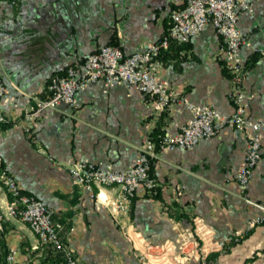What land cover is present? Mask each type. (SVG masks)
Wrapping results in <instances>:
<instances>
[{"label": "crops", "instance_id": "0c3cea01", "mask_svg": "<svg viewBox=\"0 0 264 264\" xmlns=\"http://www.w3.org/2000/svg\"><path fill=\"white\" fill-rule=\"evenodd\" d=\"M183 0H0V73L6 87L0 109L8 123L0 127V159L23 192L54 210L60 236L80 264H140L137 250L146 245L170 247L164 264H186L178 246L193 238L192 218L202 220L213 241L225 250L189 264H264V223L248 222L264 206V133L261 160L246 186L234 176L243 162L244 134L225 128L189 151H162L151 175L156 196L140 187L127 215L115 216L104 206L121 192L118 186H74L70 164L92 161L114 171L125 170L149 133L179 132L191 118L176 103L155 113L151 99L123 84L105 87L98 81L75 96L73 108L60 105L46 112L31 134L22 111L27 96L43 97L54 76L79 68L103 46L116 44L125 54L157 42L170 13ZM238 28L247 43L240 57L247 64L243 87L247 115L264 120V0L242 13ZM221 39L212 25L188 44L162 53L160 80L176 98L207 105L222 114L233 112L230 81L218 50ZM98 195V199L92 197ZM8 197L0 189V207ZM13 251L14 264H63L49 248L37 246L28 226L6 217L0 229V257Z\"/></svg>", "mask_w": 264, "mask_h": 264}, {"label": "built area", "instance_id": "2783aa9c", "mask_svg": "<svg viewBox=\"0 0 264 264\" xmlns=\"http://www.w3.org/2000/svg\"><path fill=\"white\" fill-rule=\"evenodd\" d=\"M16 5L19 0H9ZM257 0H183L180 7L169 15V27L166 33L155 43L143 50L125 54L120 45H107L87 56L79 68H68L63 75L52 77L46 85L43 97L27 96L22 111V123L25 131L31 134L42 116L60 105L73 108L75 96L88 85L98 81L105 87L123 84L135 88L151 99L155 113H161L176 103H181L191 113L190 120L179 132L172 136H158L155 142L147 136L138 148L136 157L123 171H114L110 166L102 167L92 161L82 160L69 165L68 174L74 186L92 192L95 187L118 186L120 194L106 199L104 206L115 216L127 215L135 198V192L143 187L155 193L157 184L151 175L153 162L162 151H189L202 141L209 140L221 130H230L244 134L246 138L245 156L234 179L240 186H246L253 170L261 160V138L264 133V120H252L247 115L248 94L243 87L246 75L240 49L246 45V37L238 28V19L242 13L252 11ZM212 25L221 39L218 58L229 74V100L233 107L231 114L201 104H192L186 99L176 98L167 82L160 80L163 68L160 58L162 51L170 43L187 44L200 34L208 25ZM6 87L0 73V107L5 101ZM8 123L0 109V127ZM0 159V187L8 197L5 208L0 207V229L6 217L19 220L35 237L37 246L49 248L61 256L63 264H80L72 249L66 246L60 236V226L53 220L54 210L45 202L22 191L15 179L2 167ZM95 200L98 195L92 194ZM261 210L262 215L248 222L250 229L264 223V206L247 201ZM193 238L178 246L181 258L186 264L191 260H201L210 253L225 250V243L213 241L202 220L192 218ZM173 245H146L139 253L140 264H164L165 256L172 252ZM14 252L9 251L5 264H14Z\"/></svg>", "mask_w": 264, "mask_h": 264}, {"label": "trees", "instance_id": "16d2710c", "mask_svg": "<svg viewBox=\"0 0 264 264\" xmlns=\"http://www.w3.org/2000/svg\"><path fill=\"white\" fill-rule=\"evenodd\" d=\"M168 27H169V25H168ZM168 27H167V29H168ZM167 29H166V31H167ZM188 44V43H187ZM111 45H116V44H111ZM173 45H179V46H183V45H186V44H177V43H170V45H169V47L166 49V50H164V51H162L161 52V54H160V58H161V60H162V53L163 52H165V51H167L171 46H173ZM221 64H222V66H223V63L221 62ZM244 68H245V71H247V64H244ZM223 71H224V73L227 75V77H228V79H229V74L227 73V71L225 70V68H224V66H223ZM161 135H163V133H161V132H159V131H153V132H151V133H149V137L152 139V140H154L155 142H157L158 141V139H157V137L158 136H161ZM154 163V162H153ZM1 171V170H0ZM149 194H150V196H156V194H157V188H156V190H155V193H152V192H148ZM7 253L8 252H4L3 253V256H1L0 257V264H5V257H6V255H7ZM57 256L58 257H60V259H61V261H62V263H63V260H62V258H61V256L60 255H58L57 254ZM216 257H217V254H211V255H209L208 257H207V259H206V261H210V262H212V261H214L215 259H216Z\"/></svg>", "mask_w": 264, "mask_h": 264}, {"label": "rangeland", "instance_id": "374dc122", "mask_svg": "<svg viewBox=\"0 0 264 264\" xmlns=\"http://www.w3.org/2000/svg\"><path fill=\"white\" fill-rule=\"evenodd\" d=\"M0 189L2 190V188L0 187ZM3 191V190H2ZM4 192V191H3Z\"/></svg>", "mask_w": 264, "mask_h": 264}]
</instances>
